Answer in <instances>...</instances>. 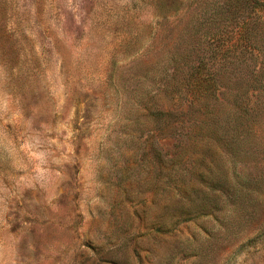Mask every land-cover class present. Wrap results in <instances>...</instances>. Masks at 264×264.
I'll list each match as a JSON object with an SVG mask.
<instances>
[{"label": "rangeland", "instance_id": "obj_1", "mask_svg": "<svg viewBox=\"0 0 264 264\" xmlns=\"http://www.w3.org/2000/svg\"><path fill=\"white\" fill-rule=\"evenodd\" d=\"M204 2L0 0V264H264V0Z\"/></svg>", "mask_w": 264, "mask_h": 264}, {"label": "trees", "instance_id": "obj_2", "mask_svg": "<svg viewBox=\"0 0 264 264\" xmlns=\"http://www.w3.org/2000/svg\"><path fill=\"white\" fill-rule=\"evenodd\" d=\"M224 4H227V2H224ZM203 5L209 9L212 4L210 2H208V0H205ZM240 80H242V79L239 78L238 81H240ZM257 84L259 85V86H257V88H264V83L258 78H257ZM251 88H253V86ZM243 93H246V89H245V92L243 90ZM238 100H241V98H239ZM238 100L235 101V103H236L235 113L228 115L229 119H231V117H233L232 119L238 121L237 127L241 126V130L236 131L233 139H230L229 143H228L232 152H234V153L242 152V150L244 148H246L245 145L249 144L250 136H252L253 133H254V135L257 134V129H255L256 125H255L254 120L261 117V113L259 111V108H256L257 106H255V104L250 105V102H248L246 100L245 101H243V100L238 101ZM206 113H210V112L206 111ZM216 119H217L216 115H215V117L213 116V118H210V120H212V121L213 120L215 121ZM235 180L236 181L233 182L232 185L230 184L231 187L227 186V188L225 190H222V191H217L216 189L213 190V194H215L214 197H215L216 202H217L215 204L216 208H218L220 201H222L224 199L233 200V202L230 204L231 205L230 209L227 212L228 216H231L233 213H235V211L240 210L239 206H235L239 202V199L250 198V196H252V194L255 193L254 190L245 189L243 186H241L242 180L240 177H235Z\"/></svg>", "mask_w": 264, "mask_h": 264}]
</instances>
